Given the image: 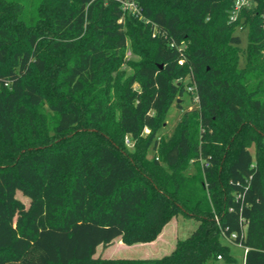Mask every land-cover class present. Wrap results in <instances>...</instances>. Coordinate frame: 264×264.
<instances>
[{"label":"trees","instance_id":"obj_1","mask_svg":"<svg viewBox=\"0 0 264 264\" xmlns=\"http://www.w3.org/2000/svg\"><path fill=\"white\" fill-rule=\"evenodd\" d=\"M135 1L43 0L26 21L0 0V264H212L224 240L264 264V0L234 20L238 0ZM179 214L198 225L170 254L95 257Z\"/></svg>","mask_w":264,"mask_h":264},{"label":"rangeland","instance_id":"obj_2","mask_svg":"<svg viewBox=\"0 0 264 264\" xmlns=\"http://www.w3.org/2000/svg\"><path fill=\"white\" fill-rule=\"evenodd\" d=\"M8 1L11 5V10H10L11 14H14V11L20 7L23 13V17H25V20L32 21V17H37V10L40 9L39 4H41V1L43 0H8ZM251 5L252 4L250 3L249 6ZM155 33L156 31L155 29H153V34ZM240 33L243 36L242 47H245L247 44V31L244 28L240 30ZM138 43H139L138 40H133L131 37L129 38L128 44L126 46L125 57H124L125 61H130V60L136 61L141 59V55L137 50ZM262 52L264 53V49L262 50ZM245 59H246L245 55L243 54L241 57V64L245 63L246 61ZM179 63L183 64L184 60L183 59L180 60ZM159 66L163 68L164 64L160 63ZM122 67H125L128 71L129 70L131 71L132 69L128 62L123 63ZM189 78L190 76L188 74L186 78H184V80L188 82ZM183 100L184 101L180 100V103H183V108L179 107L176 104H173L170 107L167 118L165 120L166 121L165 126L163 127V129H161V133L162 132L172 133L176 123L183 114L184 110H191L194 109V107L196 106L197 99L193 98V100H191L189 94H186L183 97ZM145 131H146L145 133L148 132V130ZM131 142L133 145H128V147L130 149H133L135 141L132 140ZM252 150L254 151V148H252ZM200 163H203V161L201 160ZM194 172H195L194 166H191L188 170H186V173H194ZM20 186L21 187H18L16 189V193H15L16 200L19 203V205L23 204L25 205V208L28 209L31 203L33 202V199L37 195L35 194L34 196H30L29 193L25 190V187H23L24 185L22 183ZM18 215L19 213L17 212L16 216ZM197 225H198V221L194 217L179 214L174 218H172V220L163 228L162 232L159 234V235L162 234L160 241L156 242L154 245L145 243L146 245L145 246L143 243H135L127 246V244H125L121 240V238H116L109 244L98 246L95 257L101 256V257L130 258V259L160 258L164 255L170 254L175 249L178 240L184 239L187 236H189L196 229ZM224 242L229 243V253L232 255L233 258L232 259H229L228 257L214 258L212 259V264H244L245 253H246L245 248L240 244L231 243L228 242L227 240H224Z\"/></svg>","mask_w":264,"mask_h":264},{"label":"built area","instance_id":"obj_3","mask_svg":"<svg viewBox=\"0 0 264 264\" xmlns=\"http://www.w3.org/2000/svg\"><path fill=\"white\" fill-rule=\"evenodd\" d=\"M121 1L123 2L124 7L127 8L133 15L141 16V8L139 7V5L135 0H121ZM251 1L252 0H238L231 11V19L232 20L236 19L241 9L245 6H249ZM126 143L127 145H133L128 136L126 137ZM232 237H236V234H233Z\"/></svg>","mask_w":264,"mask_h":264},{"label":"crops","instance_id":"obj_4","mask_svg":"<svg viewBox=\"0 0 264 264\" xmlns=\"http://www.w3.org/2000/svg\"><path fill=\"white\" fill-rule=\"evenodd\" d=\"M161 237H162V234L161 235H159V237L156 239V240H154L153 242H146L147 244H152V245H154L156 242H159L160 241V239H161ZM144 245H145V243H143ZM123 245H125V244H123ZM137 245V244H136ZM101 246V245H100ZM127 246H129V245H127ZM146 246V245H145ZM246 251V250H245ZM105 258H113V257H105Z\"/></svg>","mask_w":264,"mask_h":264},{"label":"water","instance_id":"obj_5","mask_svg":"<svg viewBox=\"0 0 264 264\" xmlns=\"http://www.w3.org/2000/svg\"><path fill=\"white\" fill-rule=\"evenodd\" d=\"M179 101H180V99H179Z\"/></svg>","mask_w":264,"mask_h":264}]
</instances>
